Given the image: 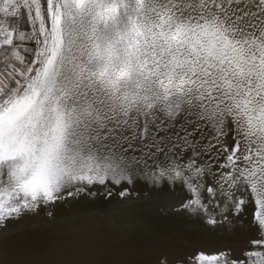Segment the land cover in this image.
<instances>
[{"label": "snow or ice", "instance_id": "1", "mask_svg": "<svg viewBox=\"0 0 264 264\" xmlns=\"http://www.w3.org/2000/svg\"><path fill=\"white\" fill-rule=\"evenodd\" d=\"M137 182L264 264V0H0V226Z\"/></svg>", "mask_w": 264, "mask_h": 264}, {"label": "rangeland", "instance_id": "2", "mask_svg": "<svg viewBox=\"0 0 264 264\" xmlns=\"http://www.w3.org/2000/svg\"><path fill=\"white\" fill-rule=\"evenodd\" d=\"M92 191L94 195L65 192L47 208L6 221L0 226V264H160L164 256L169 264H199L201 253L213 255L234 248L232 252L239 254L252 235L239 226L231 231H206L177 210L182 193L167 188L153 189L137 182L123 198L115 189L109 196L104 186ZM252 209L248 205L245 221L251 218Z\"/></svg>", "mask_w": 264, "mask_h": 264}, {"label": "bare ground", "instance_id": "3", "mask_svg": "<svg viewBox=\"0 0 264 264\" xmlns=\"http://www.w3.org/2000/svg\"><path fill=\"white\" fill-rule=\"evenodd\" d=\"M82 233H83V232H82ZM85 233H86V232H85ZM90 233H91V232H90ZM69 235H70V234H69ZM72 235H73V234H72ZM86 235H87V234H86ZM107 236H108V235H107ZM70 237H71V235H70ZM88 237H89V236H88ZM88 237H87V240H88ZM110 237H111V236H110ZM72 238H73V237H72ZM75 238H76V237H75ZM79 238H80V237H79ZM81 238H82V237H81ZM81 238H80V239H81ZM83 238H85V237H83ZM90 238H92V237H90ZM93 239H94V237H93ZM105 239H107V238H105ZM115 239H116V238H115ZM115 239H114V240H115ZM74 240H78V239H74ZM81 240H82V239H81ZM94 240H95V239H94ZM240 240H241V239H240ZM72 241H73V240H71V241H69V242H72ZM78 241H80V240H78ZM78 241H76V242H78ZM83 241H84V240H83ZM104 241H105V240H104ZM104 241H103V242H104ZM106 242H107V241H106ZM113 242H114V241H113ZM118 242H119V241H118ZM137 242H138V241H137ZM65 243H68V242H65ZM65 243H64V244H65ZM80 243H81V242H80ZM94 243H95V242H94ZM239 243H240V242H239ZM69 244H70V243H68V245H69ZM78 244H79V243H78ZM130 244H133V243H130ZM80 245H81V244H80ZM80 245H79V246H80ZM95 245H96V244H95ZM99 245H102V243L99 244ZM112 245H113V244H112ZM112 245H110V246L112 247ZM136 245H137V244H136ZM235 245H236V244H235ZM113 246H115V245H113ZM131 246H132V245H131ZM237 246H238V244H237ZM63 247H64V246H63ZM66 247H67V246H66ZM80 247H82V246H80ZM80 247H78V248H80ZM116 247H117V245H116ZM239 247H240V246H239ZM70 248H71V247H70ZM72 248H74V247H72ZM98 248H99V247H98ZM108 248H109V247H108ZM137 248H138V246H137ZM137 248H136V249H137ZM169 248H170V247H169ZM198 248H199V247H198ZM200 248H201V247H200ZM205 248H206V247H205ZM59 249H60V248H59ZM64 249H65V248H64ZM74 249H75V248H74ZM80 249H81V248H80ZM89 249H90V248H89ZM94 249H95V248H94ZM102 249H103V248H102ZM132 249H133V248H132ZM132 249H131V250H132ZM183 249H184V248H183ZM183 249H182V251H183ZM187 249H188V248H187ZM196 249H197V248H196ZM196 249H195V250H196ZM233 249H234V248H233ZM233 249H232V250H233ZM238 249H239V248H238ZM238 249H236V251H238ZM85 250L88 251V249H86V248H85ZM99 250H100V249H99ZM110 250H112V249H110ZM124 250H125V249H124ZM133 250L135 251V249H133ZM188 250H189V249H188ZM204 250H205V249H204ZM58 251H59V250H58ZM58 251H57V252H58ZM63 251H64V250H63ZM89 251H91V250H89ZM89 251H88V252H89ZM106 251H107V250H106ZM122 251H123V250H122ZM169 251H170V250H169ZM178 251H179V250H178ZM180 251H181V249H180ZM186 251H187V250H186ZM186 251H185L184 253H183V252H182V253L185 254ZM190 251H191V249H190ZM198 251L200 252L201 250H198ZM202 251H203V250H202ZM239 251H240V250H239ZM94 252H95V251H94ZM123 252H124V251H123ZM138 252H140V251H138ZM156 252H157V251H156ZM159 252H160V250H159ZM188 252H189V251H188ZM191 252H192V251H191ZM206 252H207V251H206ZM233 252H234V251H233ZM108 253H109V252H108ZM115 253H116V252H115ZM125 253H126V252H125ZM168 253H169V252H168ZM168 253H167V254H168ZM175 253H177V252H174V255H175ZM178 253H179V252H178ZM178 253H177V254H178ZM235 253H236V252H235ZM132 254H133V253H132ZM147 254H148V253H147ZM163 254H164V253H163ZM177 254H176V255H177ZM183 254H182V256H183ZM191 254H192V253H191ZM195 254H196V253H195ZM195 254H193V255H195ZM201 254H202V253H201ZM203 254H204V253H203ZM109 255H110V254H109ZM112 255H113V253H112ZM126 255H127V254H126ZM148 255H149V254H148ZM169 255H170V253H169ZM174 255H173V256H174ZM179 255L181 256V252H180ZM196 255H197V254H196ZM196 255H195V256H196ZM199 255H200V254H199ZM136 256H137V255H136ZM166 256L168 257V255H166ZM185 256H187V253H186ZM115 257H116V256H115ZM148 257H150V256H148ZM152 257H153V256H151V258H152ZM164 257H165V256H164ZM174 257H175V256H174ZM187 257H188V256H187ZM190 257H192V256H190ZM190 257H189V258H190ZM113 258H114V257H113ZM116 258H118V257H116ZM116 258H115V259H116ZM92 259H93V258H92ZM149 259H150V258H149ZM170 259H171V258H170ZM179 259H180V258H179ZM183 259H184V257H183ZM187 259H188V258H187ZM190 259H191V258H190ZM192 259H193V258H192ZM117 260H118V259H117ZM168 260H169V258H168ZM181 260H182V257H181ZM194 260L197 261V259H195V257H194ZM169 261H170V260H169ZM189 261H190V260H189ZM90 262H91V261H90ZM186 262H187V261H186ZM190 262H191V261H190ZM197 262H198V261H197ZM93 263H95V262H93ZM117 264H118V263H117ZM180 264H181V263H180Z\"/></svg>", "mask_w": 264, "mask_h": 264}]
</instances>
